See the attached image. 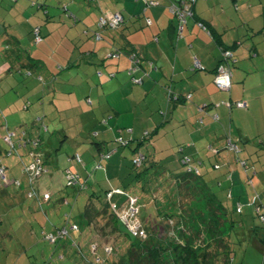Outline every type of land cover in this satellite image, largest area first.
Masks as SVG:
<instances>
[{
    "label": "crops",
    "instance_id": "obj_1",
    "mask_svg": "<svg viewBox=\"0 0 264 264\" xmlns=\"http://www.w3.org/2000/svg\"><path fill=\"white\" fill-rule=\"evenodd\" d=\"M14 1L11 0V4L3 11L6 15L4 16L2 13V16H0V37L6 35L5 40H12L15 37V32L27 33V30L21 27L25 20L36 21L35 26H40L43 39L46 38L45 41L41 40L45 46H47L45 44L47 40L48 45H51L50 39L53 35H60V43L56 42L54 51L56 53L63 50L67 52L66 55L61 53L63 60L59 61L65 71L54 72L48 67V73L55 76L56 83L66 85L74 82L79 87H87L98 102L103 101V98H105L106 102L103 101L98 106H103L107 109V112H110L109 120L112 121L113 118H117L119 122L117 125H110L111 123L106 122L114 129L120 128L122 122L120 119L124 108L121 101L124 102V106L126 101L129 103L133 101L134 104L139 101H146L145 106L149 107V110L150 106L156 103L161 111L164 108L166 109L161 117L158 116L160 118L158 122L148 112L149 115L144 118L136 116L138 120L133 124L129 121L130 124L127 127L129 126L133 131V134H130L132 139H129L130 141L133 140L132 148L137 147L138 141L144 140L145 143L141 145V150L147 148V151L143 153L148 154L150 157L149 164L157 170L163 168L166 174L172 176V186L176 187L178 184L176 181L180 179H177V176L185 174L187 169H184L178 175L174 174L172 170L177 172L179 169L178 171H181L180 164H183L181 159L183 156H188L191 159L190 164L193 167H199L202 175L201 182L210 186V192L218 204L221 202L229 212V207L232 206L231 209L241 216L245 212L249 215L258 211L255 195L258 193L261 196V193L255 179H257L259 186L264 184V179L260 178L259 175L260 171L264 172V166L259 167L255 163L264 161V157L259 156L264 154V0H232L234 9L241 10L239 1L242 3L241 8L243 9L242 15L234 16L228 15L224 9L226 0H206L209 2L200 3L199 5L197 2L193 10L195 11V17L187 19L182 37L178 35L179 18L176 13L170 10L174 3L173 0H158L160 4L152 7H147L143 0H96L93 3H89L88 0H41L43 1L41 5L44 6L42 13L40 12L42 10L37 12L31 10L30 0ZM65 5L70 11L64 9ZM106 10L122 13L125 17L123 26L117 30L107 28L106 30H100L102 38L100 40L87 35L85 30L97 28L98 18ZM218 10L221 12L219 17L217 16ZM67 11L69 13H66ZM30 15H34V19L28 18ZM199 21L207 22L213 35L208 33ZM33 27L30 33L33 32ZM236 43L237 46L234 49L235 61L230 62L232 85L230 89L221 90L214 80L217 66L222 59L221 48L223 45L232 46ZM20 47L22 50L25 49L23 46ZM118 47L123 48L125 51L122 52L119 58L112 56L113 58L109 59L108 53L117 50ZM132 51L138 52L142 57V62L135 71V75L141 79V83H136V85L131 80L129 72H127L131 66L132 60L129 55ZM195 57L201 61L204 69H193ZM31 58L25 57L24 62L21 61L13 65L0 59V120L4 124L0 128V133L2 131L4 137L7 135L6 131L8 130L12 132L11 134L16 133L17 129L12 130V127L17 128V124H13L15 114L20 117L17 111L23 110L26 101L33 100L35 94L40 95L39 99L42 98L43 106H40V108H45V100L41 97L44 91L41 86L38 87L39 84H37L34 88L32 86L34 83L31 84V87H27L25 84V81L31 79L34 71L39 68L38 64H35V61L33 62ZM37 60L41 59L38 58ZM150 61L154 64V68L150 66ZM25 68L28 70L26 74H24ZM97 70H101V72L96 74ZM48 73L46 76L49 78L47 80L50 81ZM111 74L115 75L111 77ZM61 76L65 78L61 79ZM97 76L100 77L103 91L96 88L97 85L92 86L91 82L94 81L93 85H95L98 80ZM45 80L44 78V82L48 84L49 81ZM86 81L87 84L83 85ZM22 82L23 85H26L27 91L31 90L27 95H25V91L17 89ZM168 86L175 93L182 95L183 102H168ZM66 91V93L70 92ZM117 96H121L120 102L116 101ZM91 100H86L89 107L96 104L94 99ZM238 100L247 103V107H230L226 103L227 101L235 103ZM38 105L40 104L38 103ZM40 108L38 106L30 112L40 113ZM128 108L127 112L133 113V111H136L133 104L129 105ZM3 119L5 120L3 121ZM141 119L146 123L150 121L153 123L151 131H147L152 135L146 139L142 138L143 134L139 135L135 131V126ZM102 125L108 124L102 123ZM102 130L103 128L100 129V131ZM104 130L107 131L108 129L105 128ZM110 131L104 134L105 137H110ZM170 135L177 141L176 145H180L178 151L172 150L169 152L166 150L167 147L163 145ZM21 139L19 145L14 144L16 150L13 155L16 154L14 157L17 160L11 158L13 162L9 163L7 158L2 162L14 178H17L16 175L18 174V171L13 170L11 167L14 162L16 164L22 162L24 165L30 163H26L23 156L25 153L28 157L30 156L31 147L29 144L26 146V142ZM257 139L260 145L256 143ZM251 140H254L253 145L255 147H249ZM229 141L237 145L239 150H244L245 155H248L251 161L253 160V176L247 175L246 178L245 173L240 168L239 160L241 159L238 158L239 162L233 160L234 152L227 150ZM94 144L98 153L104 152V147L109 151L113 150V154L120 152L118 151L119 147L114 143V139L111 138L108 140L103 138ZM239 145H242L243 149H240ZM43 147L47 156L50 157L47 147ZM126 150H131V148ZM125 151L122 152L123 155H127ZM131 151L133 153V150ZM255 153L258 157L254 159ZM76 154L79 155V153ZM74 158L73 156L71 159ZM241 158L246 161L247 166H250L247 159ZM123 163L124 159L120 164L116 156L110 162L109 167L111 171H114L115 167L122 166ZM218 164L220 167L216 169L215 166ZM54 178L53 175L52 179L54 180ZM18 180L22 183V188L29 192L31 185L27 178ZM92 180L93 182L96 181L94 178ZM219 181H222L221 185H219ZM11 184L13 183L9 185ZM107 184L105 191L119 187L113 182ZM9 185L6 188L2 186L0 195L12 197L9 192ZM231 193L232 196H229ZM52 197L53 195L49 200L44 201L49 202ZM261 198L264 204L263 197L261 196ZM178 199L179 197H177ZM15 201L17 202V200ZM166 201V204L171 203V206L174 202V200L168 198ZM27 202L30 214L38 213L34 211L35 206L32 204L30 206L29 203L31 202L28 200ZM236 205L241 207L242 213H240L238 207L235 208ZM229 212L227 216L232 221ZM181 214L182 212L179 211L177 217ZM31 224L33 229L34 223ZM234 228L235 222L232 221L230 225L231 237ZM41 229H44L45 233H55L58 227L56 224L53 228L50 225H45ZM33 231L35 232L34 229ZM248 231L254 240L249 243L251 251L248 252L247 250L245 252L243 264H252L257 258V264H260L261 257L264 254V244L262 243L264 226L259 228L255 225ZM244 232L246 233V231ZM8 236H13L11 231ZM41 258L43 259V257L34 254L33 256L21 255L17 261H14V264H40L41 260L39 259ZM24 259L26 260L23 261ZM96 259L95 262L100 261L101 256L97 255ZM68 263L74 264L72 260H68ZM262 264H264V259Z\"/></svg>",
    "mask_w": 264,
    "mask_h": 264
},
{
    "label": "rangeland",
    "instance_id": "obj_2",
    "mask_svg": "<svg viewBox=\"0 0 264 264\" xmlns=\"http://www.w3.org/2000/svg\"><path fill=\"white\" fill-rule=\"evenodd\" d=\"M94 1L96 0H88L89 3ZM14 2H16V0ZM208 2L209 1L206 0H199L198 5L200 3ZM0 3V16H2V13L5 16L6 14H4L3 11L6 10L7 7L11 4V0H0ZM41 3H43V1L41 0H30L29 6L31 7V10L33 12L42 10L40 11L42 13L44 10V6L41 5ZM225 4L226 7H224V9L227 11L228 15H242L243 9L241 8L242 3L240 1V11L233 8L232 0H226ZM247 5L248 4L246 3V6ZM65 7L67 6L65 5L64 9ZM68 11H70V9ZM68 11L66 13H69ZM220 14L221 12L220 10H218L217 16L219 17ZM34 15H30L28 18L34 19ZM104 15L105 12L102 14V16ZM35 25L36 21L34 22L31 20H25L23 21L21 27L27 30V33L23 32L22 34H20L15 32V37H13L12 40H5V38H7L6 35L0 37V59L6 61L7 64L13 65L15 63H20L21 61L24 62L25 57H32V61H35V64H38V70L36 69L37 71H34V75L27 82L25 81V84L27 85V87H31V84L34 83L32 85L34 86V88H36L37 84H39L38 87L41 86L44 91L43 96L41 97H43V99L45 100V108H40V106H43L41 101L42 98L39 99L40 95L35 94L33 100H27L24 104L25 108L23 106V110L17 111L20 117L15 114L13 124H17V128L12 127V130H17L16 133L11 136L12 142L15 145H19L21 138V140H24L26 142L28 140H31V143H33L34 141H37L41 135V137L43 138V142L41 145L47 147L50 153V157L48 156V170L44 172V174L41 175L38 180L35 181V185L37 187H40L42 192L48 190L53 195V197L49 202L44 200L38 201L36 198H32V196L29 197L27 194L28 191L26 192V189L20 187V185L17 186L14 183V185H9L10 181L23 179L25 177L29 182V177L25 172V165L22 162H18L17 164L16 162H14L11 165L13 170L16 169L18 171V174L16 175L18 179L16 177L14 178L13 174L7 171L9 182L4 183L0 175V189L2 188V186H5L6 188V186L9 185V192L12 195V197H3L2 195H0V264H14V261H17L19 256H33V254L43 257V259H39L41 260V263L39 262L40 264H69L68 260H72L74 264H95V261L97 260V256H95V254L101 256V259L99 261L100 264H113L116 263V261H119L122 264H128V248L131 244V239L129 237H122L118 241H115V239H112L111 237L110 239L104 237L105 231L98 230L102 238H106V242H110L112 245H114V242H117L115 246L116 252L114 254H108L106 250H104V246L102 245L98 247V251L96 253L91 250V242L95 241L96 238H93L92 232L88 230L84 211L89 199L93 200L98 209H102L105 206L106 203L104 202V199L107 192L105 191V189L108 186L107 183L110 182L115 183L116 186L126 188L133 195L139 198L138 205L140 206V211L138 217L142 224L149 231H152L154 228L159 227V229L152 233V235L157 237L158 241H169L168 243H171V245L174 247L176 243L174 242V240L171 241V238L175 236V233H177L180 239H183L185 237L184 239L186 240L187 236H191V244L195 246L194 249L197 250L198 248H202V250H204L208 247V243L210 241L213 242V239L224 236L227 241H229L231 246V256L232 258L234 257L235 260L233 264H243L245 252L247 250L248 252L251 251L249 243L250 241L254 240L249 235L250 232L248 231V229L254 227L255 225L259 228H262L264 226L261 220H259L256 213H250L249 215H247V213L245 212L243 216H241L235 210L231 209L232 206H227L230 210L229 217L230 219L232 218V221L235 222V228L231 237L230 229L228 228V226H226V224L219 225L220 223H223V221L219 220L218 218L221 212L220 210H217L215 201L209 198L205 193H201L203 192L202 188L197 189L201 200H195V205H188L186 204V201H181L179 204L175 190L174 188H172L173 186H171L173 177L170 178L169 174H166L163 168H159V170H157L156 168H151L147 171V173L139 174L138 172L141 171V169L132 166V155L134 154L131 150L125 151V149L128 148L119 147L118 151L120 152H116V154H113V151L111 152L106 149V147H104L103 156L106 157L108 152H111L114 157L112 156L111 159L103 161V165H105L107 169L103 167L98 168L99 161L102 159L99 156L97 147L94 143H97L103 138L104 140H108L110 138L114 139L115 144H117L116 142H119L122 139H132L130 137V134H133V131L131 128H129V126L127 127V125L130 123L133 124V122L135 123L138 120L136 119V116H139V118H144L146 115L151 114V116L156 118V122H158L160 121V118L158 116L161 117L166 109L164 108V111H161L158 104L156 103L151 105V108L149 110V107L145 106L146 101H139L137 102L138 104H134L133 101L132 103L126 101L124 106V102L121 101V105L124 108V111L121 113L120 119L122 120V122L119 126L120 128L114 129L113 126L110 125H117L119 123L117 118H113L112 121L109 120L110 112H107V109L103 108V106H98L99 103H103V101L106 102L105 98H103V101L98 102L96 97L94 95H91L90 89H87V87H79L77 83H75V85L74 82L66 85L59 82L56 83V78H54L55 76L48 73V67L54 70V72H60V70L61 72L65 71L64 69H62L61 63L59 61L63 60L61 53H64V55H66L67 52L63 50L56 53L54 51L56 42L60 43V35L58 34H55L51 37V45H48V40L45 43L47 44V46H45L41 41H36ZM32 27L33 32L30 33ZM96 29L97 28H94L91 31L94 32V30ZM41 35L43 37L42 32ZM20 46H23V48L25 49L22 50ZM112 52L114 51L108 53L109 59L113 58L111 57ZM38 58H40L41 60H37ZM25 69L24 74L28 73V70ZM99 72H101V70H97L96 74H99ZM47 73L50 76V81L47 80L49 79L47 78L48 76H46ZM42 76L47 81H49L48 84H46L47 82H44V78ZM64 76H61V79L65 78ZM130 76L131 80L133 81L132 74ZM97 79L98 80L95 82V85H93L94 81L91 82L92 86L97 85L96 88H100L101 91H103V85L99 80L100 77L97 76ZM133 83L135 82L133 81ZM20 84L21 85L17 89H19L20 91H25V95H27V93L31 90L27 91L26 85H23V82ZM86 84L87 81L84 82L83 85ZM83 89L85 90L83 91ZM66 90L70 92L66 93ZM87 99H94L96 104L94 106L90 105L89 107L86 101ZM120 100L121 96H117L116 101L120 102ZM147 102H149V100H147ZM38 103L40 105H38ZM132 104L136 108V111H133V113L127 112V110L129 109L128 106ZM38 106L40 108V113L30 112ZM4 120L5 119H3V121ZM107 121L111 124L109 125V123H106ZM102 123L108 124L110 127L108 125H102ZM2 125L4 124L0 120V128ZM104 127L108 130H104ZM135 127L136 133H138L139 135L143 134L142 138H144L147 131H151L153 123L151 121L149 123H146L143 121V119H141L137 122ZM101 128H103L102 131H100ZM110 130L114 133H112ZM109 131L110 137H105L104 134ZM6 132L7 134L12 133L9 130ZM146 138L147 137H145V139ZM166 141H164L163 145L167 147V151H178V149L180 148V145H176L177 141L173 136L170 135L169 139H167ZM253 142L254 140H251L249 147H255L253 145ZM31 143H29V145ZM256 143L260 145V143H258V139ZM239 146L240 149H243L242 145ZM10 149V145L4 140V136L1 131L0 165L2 164L6 166L2 162L7 158L9 163L13 162L11 158L15 161L17 160L14 157L16 154L12 156L8 154V150ZM227 150L234 152V161L239 162L238 160L241 159L239 162L241 166L240 168L242 169L243 173H245L246 178L247 175L253 176V160L251 161V159L248 158V155H245V152H243L244 150L236 152V150L230 149V147H227ZM124 151L127 153V155H123ZM144 151L146 152L147 148H143V151L141 150V152ZM76 153H79L80 157H82V163L76 162L77 160H75V158L71 159L76 155ZM122 155L124 159L123 165L117 166L115 167L114 171H111L109 164L112 159H115L117 156L118 161H120V164H122ZM259 156L264 157V154H261ZM23 157H25L26 163L32 161L31 157H28L26 153ZM241 157L247 159V161L250 163V166L252 167H250L249 165L245 166L244 160H242ZM256 157H258L257 153H255L254 159ZM263 162L264 161H258L255 163L259 165V167H263ZM166 163H168V161ZM180 165L182 168L181 171H178L179 169L177 170V172L172 170L174 174L176 173V175H178L184 169L188 168V165ZM175 167L179 168L177 166ZM65 168L71 169L74 173H79L82 180H87V188L76 189L73 186H68L64 172ZM121 172L123 173L121 174ZM53 175L55 176L54 180L52 179ZM259 175L260 178L264 179V172L260 171ZM93 178L96 181L93 182ZM110 178H113L115 180ZM255 181L264 200V184H262V186H259L257 179H255ZM31 189L32 185L30 190ZM155 197L157 198L158 202L154 201ZM25 198L29 202H31L29 203L30 206L31 204L35 206L34 211L38 213L30 214L31 212L29 206L27 205L28 202ZM167 198H171L174 200V203L169 211V213L171 212V214H173V219L176 218L179 211L182 212L183 216L185 215L183 220L184 224H181V227L179 225V230L178 228L175 229L171 222H164L165 225L161 226L163 225V222L160 220L159 212H164V210H162V207L164 205L163 201ZM114 199L120 203H122L123 201L118 197H115ZM15 200H17V202ZM229 201L231 202L232 199ZM157 203L159 212L156 211ZM237 207L238 205H236L235 208ZM165 210L167 211V209ZM31 223H34L33 229L35 230V232L31 227ZM74 223L79 227V229L75 231L71 228V225ZM167 223H169V225ZM55 224L60 229H63L62 227L66 226L70 229V231L63 237L58 236L56 243H53L45 238V230L41 229V227L50 225V227L53 228ZM8 230L9 232H12V237L8 236ZM244 231H246V233ZM215 256L216 259L213 264H222L223 262H225L226 256L223 250H221V252L219 253L215 251ZM70 257H73L74 259H71ZM263 259L264 254L261 257L260 264H262ZM25 260L26 259H24L23 261ZM42 260L44 261L43 263ZM165 260H167V264L174 263L175 257H173L172 250L167 253V256L164 258V261ZM255 260L252 264H257L258 258Z\"/></svg>",
    "mask_w": 264,
    "mask_h": 264
},
{
    "label": "trees",
    "instance_id": "obj_3",
    "mask_svg": "<svg viewBox=\"0 0 264 264\" xmlns=\"http://www.w3.org/2000/svg\"><path fill=\"white\" fill-rule=\"evenodd\" d=\"M197 2H198V0H196L194 3H191L190 10L192 11V15L188 14L187 17H186V20L189 17H195V11H193V10H194V7H195ZM90 3H93V2H90ZM174 3H178V2L175 1ZM65 10H68L67 7H65ZM71 15H73V14L71 13ZM176 15L179 18V15L178 14H176ZM100 18H99V20H100ZM99 20H98V22H99ZM179 20H180V18H179ZM98 22H97V29H96L97 31L100 29L98 27ZM124 22H125V19H124ZM124 22H123V24H124ZM199 22H200V24H201V26L203 28L205 27L204 29L208 33L213 35L212 29H210V25L207 22H204V21H199ZM123 24L120 25V27H117V29L121 28L123 26ZM36 27L40 28V26H36ZM107 29L117 30V29H112V28H107ZM102 30H106V28L102 29ZM85 33L87 35H91V37L93 38V31H91L90 29H86ZM236 46H237V43L232 45V46L223 45V47L221 48L222 49V51H221L222 59H221L220 63L218 64V66L222 62H224V56H223L224 55V51L231 50L232 53H233V56H234V49L236 48ZM116 49L117 50L114 51L115 53L117 51H119L122 54V52L125 51L121 47H118ZM133 53L138 54V56L142 60V57H141V55L138 52L132 51V52H130V55L133 54ZM233 61H235V56H234ZM230 62H232V61H230ZM131 65H132V61H131ZM130 67L128 68L127 72L129 71ZM196 70H199V69H196ZM217 70H218V68H217ZM217 70H216V73H217ZM112 75L114 76L115 74H111V77H112ZM169 90H171V92H169ZM167 94H168V102L169 103H171V102L172 103L173 102L174 103H179L180 101L183 102L182 99H184V98L182 97V95L175 93L174 90L171 87H169V86L167 87ZM151 135H152V133L147 132L145 137L148 138ZM145 137H144V139H145ZM132 141H130L129 139L128 140H123L122 139L119 142H116L117 143V147L131 148V150H133V154H134V155H132V166L141 169V171L138 172L139 174L147 173V171L149 169L153 168V166H151L149 164L150 157L148 156V154H145V153L141 152V145L144 144L145 142H144V140L141 139L140 141H138L137 147L136 148L135 147L132 148ZM42 142H43V138L40 136V138L36 141V143H37L36 145H34V142L30 144L31 150L29 152V155H30L32 161L29 164L25 165V168H26L27 166H29L30 164H32L34 162L35 159L31 155L32 151H36L38 154L41 153L40 154V158H41V161H42L41 162L42 166L44 167V171L41 172L40 176H36L33 171H31V172L30 171L29 172L25 171L27 173L28 177H29V182H31V185H32V189L27 194L29 196V193L31 191H34L35 195H32V198H36L38 201H41L42 199L45 200V199H44V195L42 194V191L40 190V187H37L35 185L36 184L35 181L38 180L41 177V175H43L44 172H46L48 170V168H47L48 156H47L46 152L44 151L45 150L44 147L41 145ZM34 146H35V148H34ZM112 151L113 150H111V152ZM111 152H108V153H111ZM103 153L104 152L99 153V156L101 157L102 160L99 161L98 168H100V167L106 168L105 165H103V161L111 159V157H112V155H111L112 153L110 154L109 158H106L105 156H103ZM138 153H143V154L147 155V157H148V159H146V161L142 164V166H138L134 162L135 158L138 156ZM8 154L9 155H13L14 151L11 153L8 150ZM184 158H189L187 163H183V159ZM75 160H77L76 157H75ZM82 162H83V159H82ZM181 162L183 164H185V165H188L187 172L185 174H182L181 176L178 175L179 177L177 176V179L178 178H180V179H178L177 181L175 180L178 184L176 185V187L175 186L172 187V188H174L177 197H179V199H178L179 204H180L181 201H183V202L186 201V204H188V205H190V204H194L195 205V203H196L195 200H201L197 189L202 188L203 192H201V191H199V192L205 193L209 198H211L213 201H215V204L217 205V210H220V212H221V214H219L218 218H219V220L223 221V223H220L219 225H225L226 224V226H228V228L230 229V225L232 224V221H230L228 219V216H227L229 211L221 202H219V204L216 202L215 198H213V194H211V192H210L211 191L210 186L208 184H205V183L201 182L202 175H201V171H200L199 167H195V166L193 167L192 164H190L191 163V159L188 156H183L182 159H181ZM1 166H4V165L1 164L0 167ZM4 167H5V170L7 172V166H4ZM215 167L217 169V168L220 167V165L219 166L216 165ZM67 169H69V168H65V171ZM189 169H192V170L190 171ZM197 170H198L199 173L196 172ZM7 176H8V172H7ZM80 180L82 181V184L85 185L84 187H82L81 184L80 185L79 184L71 185V186L75 187L76 189L77 188L78 189H80V188H85L86 189L87 186H88V181L85 180V179L82 180L81 176H80ZM17 181L20 182V180H15V181H11L9 183H14L16 185L17 183H15V182H17ZM172 181H173V179H172ZM221 183H222V181H219V185H221ZM22 186L23 185L21 183L20 187H22ZM115 188L120 189V190L123 191V192L115 193L114 196H113V199H112V202H115L118 207L125 206V204L128 203L129 196L137 198L136 206H139L138 205L139 198L137 196L133 195L126 188H123V187H120V186L119 187H115ZM115 188H112V189H115ZM112 189L107 190V192L105 194V199H104V202L106 204H105V206L102 209H98V207L93 202V200L89 199L88 204H87V206L85 208V211H84V215H85V218L87 220L88 230L93 232L92 233L93 234V238H96L95 241L91 242V244H92L91 250L94 253H96L98 251L97 250L98 247L100 245H102V246H104V250H106V248H105L106 246H111L114 250L112 252H108V250H106V252L108 254H114L116 252V249H115L116 247L115 246H116L117 242H114V245H112L110 242H106V238L110 239V237H111L112 239H115V241H118L122 237H129L131 239V244H130V247L128 248L129 249V254H128L129 255L128 261L129 262H128V264H167V260L164 261V258L167 256V253L170 250H172L173 257H175V260H174L173 264H213V262L216 259L215 251L219 253V252H221V250H223V252L225 253V256H226L225 257V262H223L222 264H233L234 257L232 258V256H231V246H230L229 241H227V239L224 236H220V237H217V238L213 239L214 240L213 242L210 241L208 243V247L206 249H204V250H202V248H198L197 250H195L194 249L195 246H193V244H191V239H192L191 236H187V239L185 240L184 239L185 238L184 235H183L184 238L180 239L179 235L177 233H175V236H173L171 238L172 239L171 241L174 240V242L176 243V245L173 247L171 245V243H168L169 241L168 242H166V240H164V241L163 240L162 241L159 240L158 241L157 237L152 235V233L154 231H156L157 229H159V227H156L152 231H149L141 222V225H143L144 228L146 229L147 237L146 238L134 237L128 231L127 227L121 222V220L119 219L118 215L112 210L110 202H108V200H107V194L110 191H112ZM45 191H48V190H45ZM229 196H232V193ZM115 197H118V198H120V200H123L122 203L117 202L114 199ZM168 199H171V198H168ZM261 199H262L261 196L257 193L255 195V202L258 203V206L261 205V206L264 207L263 201ZM154 201L158 202L156 197L154 198ZM166 202H167L166 199H164L163 207L165 209H167V211L163 207H162V210H164L165 213L164 212H159L158 203H157V206H156V211L159 212L160 220L163 222V225H161V226L165 225L164 222H169V223L172 222L174 228L175 229L178 228V230H179V225L181 227L182 226L181 224H184L183 220H184L185 215L183 216L181 214V215H179V216H181L180 218H178L179 216L178 217L176 216V220L173 219V214H171V212L169 213V211L171 209V203L170 204L169 203L166 204ZM173 203L174 202H172V205H173ZM258 206H257V208H258ZM139 211H140V206H139ZM240 213H242V211H240ZM256 214H257L259 220H261V222L264 224V219L262 218V216L264 214V211H257ZM177 218H178V220H177ZM169 223H167V224L169 225ZM72 225H77V224L74 223ZM72 225H71V228H72ZM176 225H178V226H176ZM62 228H67L68 229V233H69L70 229L68 227L64 226ZM59 230H60V228H58L57 231H55V233L53 232V234L56 235V233H58ZM73 230L75 231L77 229H73ZM98 230L105 231L104 232L105 233L104 237H106L105 239L102 238V236L99 234ZM46 234H48V233H45V235ZM262 243L264 244V237L262 238ZM94 244H96L95 248H93ZM97 255L98 254H96V256ZM97 262H99V261H97ZM97 262L95 264H100V262L99 263H97ZM113 264H122V263H120L119 261H116V263H113Z\"/></svg>",
    "mask_w": 264,
    "mask_h": 264
},
{
    "label": "built area",
    "instance_id": "obj_4",
    "mask_svg": "<svg viewBox=\"0 0 264 264\" xmlns=\"http://www.w3.org/2000/svg\"><path fill=\"white\" fill-rule=\"evenodd\" d=\"M89 1H93V0H89ZM143 1L146 3L147 7L157 6L160 4V2L158 0H143ZM195 1L196 0H184L181 2L182 4L181 3L180 4L179 3H173V5L170 7L171 12L179 15L180 25L178 28V35L180 37L183 36L182 33H183V30H184L186 22H187V20H186L187 15L188 14L192 15V11L190 10L191 3H194ZM124 19H125L124 15L121 14L119 11L112 12L110 10H106L105 15L102 16L98 22V27L100 29L98 31L94 30L93 38H95L97 40L102 39L100 30L105 29V28L117 29V27H120V25L123 24ZM35 38H36V41H41L43 39V37L41 35V29L39 27L35 28ZM120 54H121V52H119V51H117L116 53L112 52L111 57L115 56V57L119 58ZM223 56H224V62H222L217 67L218 70H217V73L215 75L214 80H215V83L217 84V86L221 90H227V89H230L231 85H232V80H231L232 68L230 67V61H233L234 56H233V53L231 50L224 51ZM130 59L132 60V65H131L128 72L130 73V75L132 74V78H133V81L135 83H141V79L135 75V73H136L135 71L138 69V66L141 64L142 60L140 59V57L136 53L131 54ZM149 63H150V66L152 68H154V64L151 61ZM193 68L199 69V70L204 69L203 64L196 57L194 60ZM169 92H171V90H169ZM189 97L190 96H188V98ZM226 103L230 107L231 106H237V107L239 106V107H243V108L247 107V103H245L242 100H238V102H235V103L227 101ZM11 135H13V134L5 135L4 140L10 145L11 149L9 150V152L12 153L13 151L16 150V148L14 147V143L12 142V136ZM24 142H26V141H24ZM31 142H32L31 140H28L25 143V145H27L28 143H31ZM36 144H37L36 141H34V145H36ZM229 147H230V149L236 150V152L240 151L238 149V146L233 145L231 141H229ZM40 154H38L36 151L31 152V155L34 157L35 160L32 164H30L29 166H27L25 168V171H27V172L33 171L36 176H40L41 172L44 171V167L42 166V163H41L42 161L40 158ZM110 154L111 153H108L106 155V158H109ZM75 157H76L78 162H80V163L82 162V158L80 157V155L76 154ZM146 159H147V155H145L143 153H138V156L135 158L134 162L136 163V165L141 166V164H143L146 161ZM188 160H189V158H184L183 163H187ZM244 165L247 166L246 161H244ZM217 166H219V165H217ZM189 170L191 171L192 169H189ZM196 172L199 173L198 170ZM0 175H1L4 183L9 182L7 172H6L4 166L0 167ZM65 176H66L67 185L71 186V185H77V184L80 185L81 184L82 187L85 186L82 184V181L80 180V175L78 173L72 172L71 169H67L65 171ZM15 183H17L16 184L17 186L21 184L19 181L15 182ZM117 192H123V191L115 188V189H112V191H110L107 194V200H108V202H110L112 210L118 215L121 222L127 227L128 231L134 237L146 238L147 237L146 229L144 228L143 225H141V221L138 218L139 206H136L137 198L129 196L128 203L125 204V206H123V207H118L115 202H112L113 196ZM42 194L44 195L45 200H49L51 198V195H52L49 191H44V192H42ZM32 195H35L34 191H31L29 193V196H32ZM238 209H239V211H241L240 206H238ZM258 211H264V207L259 205ZM262 218L264 219V214H263ZM72 228L78 229L79 227L77 225H72ZM67 233H68V229L63 228V229H60L58 231V233H56V235L53 233L46 234L45 238L50 240L53 243H56L58 236L63 237ZM95 246H96V244L93 245V248H95ZM105 248H106V250H108V252H112L114 250L111 246H106Z\"/></svg>",
    "mask_w": 264,
    "mask_h": 264
},
{
    "label": "water",
    "instance_id": "obj_5",
    "mask_svg": "<svg viewBox=\"0 0 264 264\" xmlns=\"http://www.w3.org/2000/svg\"><path fill=\"white\" fill-rule=\"evenodd\" d=\"M174 2L176 1V2H178V3H180V2H182V1H184V0H173Z\"/></svg>",
    "mask_w": 264,
    "mask_h": 264
},
{
    "label": "bare ground",
    "instance_id": "obj_6",
    "mask_svg": "<svg viewBox=\"0 0 264 264\" xmlns=\"http://www.w3.org/2000/svg\"><path fill=\"white\" fill-rule=\"evenodd\" d=\"M234 145V144H233Z\"/></svg>",
    "mask_w": 264,
    "mask_h": 264
}]
</instances>
